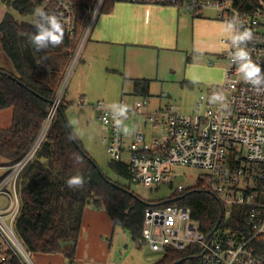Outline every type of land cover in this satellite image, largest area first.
Here are the masks:
<instances>
[{
	"label": "built area",
	"instance_id": "obj_1",
	"mask_svg": "<svg viewBox=\"0 0 264 264\" xmlns=\"http://www.w3.org/2000/svg\"><path fill=\"white\" fill-rule=\"evenodd\" d=\"M61 20L65 35L73 44L68 62L62 70L56 96L47 119L35 142L26 154L10 165H0V261L16 258L20 264H35L34 252L21 239L16 222L21 211L18 190L21 174L35 157L55 118L73 72L82 59L84 49L91 39L95 26L103 13L107 0H84L83 15L77 0H38ZM117 3L169 6L183 10L194 18H209L205 11L227 27L222 38L225 78L206 96L201 95L193 115L177 114L170 108H150L149 97L135 100L130 105L122 98L130 113L143 115L145 123L158 134L148 138L142 128L126 142L122 132H117L112 118L113 107L103 101L95 103L97 118L105 132L102 141L107 145L110 161L127 164L132 182L146 185L170 181L171 166H195L208 171L199 183L212 191L222 206V217L228 219L235 207L246 209L250 234L243 230L217 228L206 235L192 217L187 206L164 200L151 204L144 213L142 244L155 252L183 251L198 245L203 252L198 264H264L251 242L264 243V88H253L245 83L239 65L232 61V31L229 21H238L241 30L249 29L253 38L247 51L254 62L264 69V0H115ZM99 3V12L93 9ZM222 99L213 100L214 96ZM85 106L84 97L78 101ZM125 121V120H124ZM177 193L194 187L183 183L174 185ZM159 201V200H158ZM250 220V221H249ZM220 226V224H219Z\"/></svg>",
	"mask_w": 264,
	"mask_h": 264
},
{
	"label": "trees",
	"instance_id": "obj_2",
	"mask_svg": "<svg viewBox=\"0 0 264 264\" xmlns=\"http://www.w3.org/2000/svg\"><path fill=\"white\" fill-rule=\"evenodd\" d=\"M0 1L9 7L0 22V38L14 65V71L0 67V111L13 110L11 126H0V157L5 161L3 165H10L26 154L40 134L73 44L64 32L61 45L37 51L29 39L36 31L33 24L19 21L9 9L23 16L38 9L48 14V9L38 0ZM77 1L83 15L86 3ZM116 3L107 0L103 12L111 10ZM132 81L133 95L150 96L151 80L137 78ZM66 108L63 101L35 157L21 174L18 185L21 211L16 229L34 253H62L69 264H77L83 213L89 204L104 208L114 226L127 230L138 242L142 238L146 208L164 200L146 202L129 186L112 180L99 166H94L70 125L71 132L68 131L64 121ZM109 167L115 174L132 182L127 161H110ZM76 175L84 177V187L68 188L66 181ZM114 183L123 188L114 186ZM169 199L172 203L189 207L193 219L206 235L216 231L218 222L219 228L242 229L244 235L250 234L247 225L250 216L246 215V209L235 207L231 216L224 219L220 201L201 183ZM251 245L264 258V243L257 239ZM202 252L198 245H191L183 251L167 250L156 264H174L181 260L180 264H198ZM3 264L20 263L12 257Z\"/></svg>",
	"mask_w": 264,
	"mask_h": 264
},
{
	"label": "rangeland",
	"instance_id": "obj_3",
	"mask_svg": "<svg viewBox=\"0 0 264 264\" xmlns=\"http://www.w3.org/2000/svg\"><path fill=\"white\" fill-rule=\"evenodd\" d=\"M5 7L9 8L0 1V18ZM166 9L171 11V15L176 14L174 7ZM9 10L19 21L32 24L37 11H40L38 9L33 14L23 16L13 9ZM205 15L210 19L194 18L181 11L171 24L164 22L160 29L154 31L152 36L157 39L148 41L150 43L104 45L101 55L88 63L90 65L84 75L81 72L84 70L85 54L82 55L65 91V118L86 152L107 176L129 186L146 202L166 200L176 195L174 185L177 183L194 187L208 171L195 166L173 165L170 181L158 185L130 182L120 177L109 167L107 145L103 143L102 135L98 136L99 123L96 129L94 124L90 127L87 122L93 110L92 104L103 101L108 107H113L124 98L132 105L135 100L144 98L133 95L132 82L124 79L126 76L120 74V69L117 73L114 71V63L133 60L142 64L144 71L143 75H137L140 73L135 71L134 76L151 80L150 108L164 107L177 114L193 115L197 111L199 97L206 96L225 78L224 61L219 54L224 48L221 40L227 34V27L222 21L214 19L213 11L207 10ZM0 67L14 71L1 38ZM80 97L86 99L85 107L78 106ZM6 113L9 114L10 110H4L0 115ZM131 123L133 118L125 121V125L131 126ZM123 160L128 161V156L124 155ZM4 163L0 157V164ZM2 202L4 199H0ZM98 215H106L103 222L97 219ZM113 225L104 208L92 204L85 208L77 246V264H156L164 257L163 252H155L146 244H138L127 230ZM33 261L35 264H69L62 253H34ZM0 264L3 262L0 261Z\"/></svg>",
	"mask_w": 264,
	"mask_h": 264
},
{
	"label": "crops",
	"instance_id": "obj_4",
	"mask_svg": "<svg viewBox=\"0 0 264 264\" xmlns=\"http://www.w3.org/2000/svg\"><path fill=\"white\" fill-rule=\"evenodd\" d=\"M167 7L169 6L116 3L111 10L103 12L95 26L90 41L88 42V44L84 49V53H83V56L85 54V61L83 63L84 70H82L81 74L84 75L88 71L90 65L88 63H90L95 57H99L101 55V53L104 50L102 46L104 45L112 46L114 44L131 45L135 43L138 44L150 43L148 41L152 39H157V37L152 35L155 30L160 29L161 25L164 22L171 24L174 21V17L176 15L177 17H179L181 11L187 13L186 11L177 10L175 8L176 14L174 13L173 16L171 15L172 14L171 11L166 9ZM3 10L4 12L3 14H1L3 16L2 18H0V22L3 19L5 13L7 12L8 8L5 7ZM214 19L216 18L214 17ZM143 37H147V39L144 40ZM113 67L116 73L118 72L119 69L121 70L120 74L126 76V78H124L125 80H131L132 89H133L132 80L137 79L136 76H134L135 71L140 73L137 75H143L144 73V71L142 70V64H137L133 60H128V61L126 60V62H123L122 64L114 63ZM85 105H86V99H85ZM94 105L95 104H92L93 110L90 111L91 117L89 115L90 120H88L87 122L90 124V127H92V124H94V127L96 129H97L96 125L99 123L98 136L101 137V135L104 134L105 129L103 125L102 126L100 125L101 122L97 118V112L94 108ZM5 110H10V113L9 114L6 113L5 115L4 114L0 115V121H3L1 122L2 124L0 126L3 128H8L12 124L13 110L12 108H7ZM3 111H0V113ZM131 118H133V123H131V126L129 127L134 129V131L137 130L138 128H142L145 131L148 138L158 136V134L153 132L150 126L147 123H145V118L143 115H135L133 113H130L127 116V119H125V121ZM134 131L130 135L124 134L126 142L132 140V135ZM105 218L106 215L97 216V219L102 220V222L104 221Z\"/></svg>",
	"mask_w": 264,
	"mask_h": 264
},
{
	"label": "clouds",
	"instance_id": "obj_5",
	"mask_svg": "<svg viewBox=\"0 0 264 264\" xmlns=\"http://www.w3.org/2000/svg\"><path fill=\"white\" fill-rule=\"evenodd\" d=\"M97 12H99V3L93 9V15ZM33 26L36 31L29 39L37 51L46 50L49 46L58 47L63 43L64 28L60 18L55 14L37 11ZM228 27L233 33L232 46L235 49L231 58L234 64L239 65V72L244 82L253 88H264V69L252 60L250 53L247 51V43L253 38V33L249 29L241 30L242 26L238 24V21H229ZM219 99H222L219 95L213 97L214 101ZM128 111L126 105H113L114 127L117 132H122L125 135H130L134 131V129L124 124ZM66 184L70 189H81L84 187L85 179L82 175H76L70 177Z\"/></svg>",
	"mask_w": 264,
	"mask_h": 264
},
{
	"label": "water",
	"instance_id": "obj_6",
	"mask_svg": "<svg viewBox=\"0 0 264 264\" xmlns=\"http://www.w3.org/2000/svg\"><path fill=\"white\" fill-rule=\"evenodd\" d=\"M64 121H65V123H66V125H67V127H68V131L69 132H71V129L69 128V124H68V122H67V120H66V118L64 117ZM74 143L77 145V143L74 141ZM87 158L93 163V165L94 166H96V167H98V164L90 157V156H87ZM114 186H116V187H119V188H123V187H121V186H119L118 184H116V183H114L113 184ZM219 224H220V222H218L217 223V226H216V229L219 227ZM138 244H142V240H139L138 241ZM182 262V260L181 261H179V262H176V263H174V264H180Z\"/></svg>",
	"mask_w": 264,
	"mask_h": 264
}]
</instances>
